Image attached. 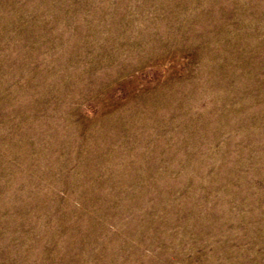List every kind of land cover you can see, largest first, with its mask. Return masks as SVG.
Returning a JSON list of instances; mask_svg holds the SVG:
<instances>
[{
	"label": "rangeland",
	"instance_id": "374dc122",
	"mask_svg": "<svg viewBox=\"0 0 264 264\" xmlns=\"http://www.w3.org/2000/svg\"><path fill=\"white\" fill-rule=\"evenodd\" d=\"M0 264H264V0H0Z\"/></svg>",
	"mask_w": 264,
	"mask_h": 264
}]
</instances>
